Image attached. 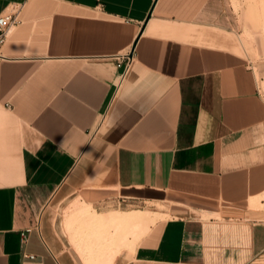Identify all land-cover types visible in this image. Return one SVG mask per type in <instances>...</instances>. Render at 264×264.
<instances>
[{
  "label": "crops",
  "instance_id": "1",
  "mask_svg": "<svg viewBox=\"0 0 264 264\" xmlns=\"http://www.w3.org/2000/svg\"><path fill=\"white\" fill-rule=\"evenodd\" d=\"M234 3L0 0L20 9L0 64V264H264V93ZM57 196L96 212L45 216ZM133 211L139 237L108 223Z\"/></svg>",
  "mask_w": 264,
  "mask_h": 264
},
{
  "label": "rangeland",
  "instance_id": "2",
  "mask_svg": "<svg viewBox=\"0 0 264 264\" xmlns=\"http://www.w3.org/2000/svg\"><path fill=\"white\" fill-rule=\"evenodd\" d=\"M236 10H240L241 4L245 7V12L243 15V26H244V39L248 45V50L250 54V65L256 72L261 90L264 93V0H233ZM237 4V5H236ZM258 44V45H257ZM69 199H63L62 196H57L53 199L46 208L45 216L51 218H60L65 214H77L82 215L85 213H95L96 211L92 209L91 206H84L78 204V201L71 203ZM114 214V213H111ZM109 214V215H111ZM120 214V213H116ZM108 215V216H109ZM151 217V216H150ZM108 218V217H107ZM106 218V219H107ZM150 219V218H149ZM149 219L147 221H149ZM146 222H131L138 227V237L141 232H139V227L144 225ZM108 223H111L108 221ZM127 223V222H126ZM130 224V222H128ZM91 253V252H90ZM96 258L92 262L105 261L106 264L112 262L113 255L101 254L100 249L97 250ZM86 255V253H84ZM100 257V258H99ZM99 258V259H98Z\"/></svg>",
  "mask_w": 264,
  "mask_h": 264
},
{
  "label": "built area",
  "instance_id": "3",
  "mask_svg": "<svg viewBox=\"0 0 264 264\" xmlns=\"http://www.w3.org/2000/svg\"><path fill=\"white\" fill-rule=\"evenodd\" d=\"M20 9L17 5H11L7 7L2 13H0V64L6 58L3 52V49L13 32L14 28L20 22L19 14ZM128 59L124 64V68L120 74L118 83L116 85V92L119 91L122 84L124 83L128 70L131 66L132 60L129 58V55H126Z\"/></svg>",
  "mask_w": 264,
  "mask_h": 264
},
{
  "label": "bare ground",
  "instance_id": "4",
  "mask_svg": "<svg viewBox=\"0 0 264 264\" xmlns=\"http://www.w3.org/2000/svg\"><path fill=\"white\" fill-rule=\"evenodd\" d=\"M148 215L147 212H142V211H133V212H125V213H122V214H111L109 217H108V220L109 222H113L115 223L116 221H120V222H124V223H128V222H136V223H139L141 221H143V219ZM106 219V218H105ZM105 219H102V220H105ZM123 223V224H124ZM77 248V247H76ZM81 252V255L82 257L84 258L86 255L82 252ZM95 252V251H94ZM87 254V253H86ZM97 254V253H96ZM91 257V256H90ZM96 258V257H95ZM100 258V257H99ZM98 258V259H99ZM114 259V258H113ZM85 260V259H84ZM86 261V260H85ZM91 261V260H90ZM112 263V262H111ZM86 264V263H85ZM88 264H92L88 261Z\"/></svg>",
  "mask_w": 264,
  "mask_h": 264
}]
</instances>
